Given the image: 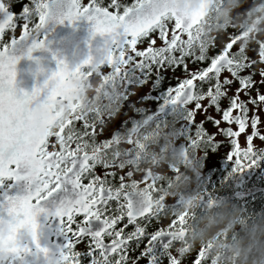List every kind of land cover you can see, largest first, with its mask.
Instances as JSON below:
<instances>
[{
    "label": "snow or ice",
    "instance_id": "snow-or-ice-1",
    "mask_svg": "<svg viewBox=\"0 0 264 264\" xmlns=\"http://www.w3.org/2000/svg\"><path fill=\"white\" fill-rule=\"evenodd\" d=\"M164 5L165 0H110L107 5L103 0H87L86 3L70 0L68 10L58 19L69 24L81 17L90 21L91 35L104 38L101 62L116 65L117 71L133 57L149 65L179 69L181 76L169 89L166 103H183L188 109V121L200 127L196 138L203 139L210 146L227 143L234 170H243L254 163L258 150H264V146L256 148L252 144L256 137L264 142L259 119V114L264 113V92L260 91L264 87V43L245 50L237 45L236 36L228 34L219 44L214 41L211 45H200L193 38L200 14H193L185 21ZM4 11L5 0H0V12ZM20 12L23 15L18 36L2 39L6 31L17 28V23H13L16 13L0 21V185L23 181L27 188L24 195H5L0 200V223L7 218L16 226L13 228L15 235L8 239L18 236L17 228H25L31 236V243L47 254L48 250L41 248L37 241L36 217L46 212L41 207L42 202L65 185H70L75 195L62 200L53 212L68 237L60 254L61 260L67 264H140L141 260L151 264V259L136 247V242L145 237L153 224L156 227L144 244L162 235L169 236L170 241L174 236L182 235L186 214L174 216L167 223L148 221V214L159 203L151 201V197L149 206L134 214L127 196L122 195L124 182L114 189L109 184L118 178L106 173L116 169L101 166L87 155L86 145L99 129L86 123L84 113L70 101V114L59 123L55 132L47 137L30 134V105L37 101L47 104L50 99L57 98L70 71L87 68L91 73L93 69L91 56L72 69L63 60H57L56 70L49 76L56 79V86L44 90L42 97V84L34 86L31 92L17 89L15 65L20 57L12 55L11 50L28 38L31 29L45 24L47 0H39L36 4L35 21H29V9L24 3ZM43 46V41H33L29 52ZM28 58L32 59L31 54ZM198 113L202 118L196 121ZM205 123L215 127L216 132L209 133L203 126ZM246 125H250V134L245 131ZM241 133L247 141L243 148L237 144ZM217 136L222 139L217 140ZM50 138L54 139L50 141ZM97 167L101 174L96 173ZM119 179H125L122 171ZM155 190L153 184L152 191ZM161 200L163 197L158 198ZM93 222H98L99 227L94 229ZM81 243L83 250H77L75 246ZM13 251L19 256L27 253L29 248L17 239ZM202 252L203 249L195 255L192 264H200ZM168 264H179V261L172 255Z\"/></svg>",
    "mask_w": 264,
    "mask_h": 264
},
{
    "label": "clouds",
    "instance_id": "clouds-1",
    "mask_svg": "<svg viewBox=\"0 0 264 264\" xmlns=\"http://www.w3.org/2000/svg\"><path fill=\"white\" fill-rule=\"evenodd\" d=\"M164 6L185 21L193 14H200L193 29V38L200 45H211L228 34L236 36L237 45L245 50L264 43V0H165ZM30 46L23 48L21 56L31 54ZM45 81L41 92L57 83L50 77ZM101 86L102 80L94 71L89 73L87 68L70 71L57 98L50 99L47 104L37 101L30 105V134L47 137L55 132L59 123L70 114L69 101L80 112H93L101 103ZM193 141V147L173 151L175 131L171 122L157 126L146 124L131 132H122L107 143L89 141L86 152L95 163L101 164L114 161L117 153L130 147L132 159L117 161L123 165L119 171L125 177L122 192L135 193L145 207L149 206V197L151 201L159 202V197L172 200L179 196L178 206L162 214L164 222L186 214L183 234L174 236L167 249L178 261L203 249L200 264H264V214L247 219L241 209L229 201L208 202L200 212L195 211L200 200L196 188L200 170L196 160L207 145L203 139L193 137ZM169 164L174 172L169 171ZM153 184L155 191H152ZM15 227V223L7 218L0 223V264L16 262L17 254L13 249L18 236L8 239L15 235ZM16 232L27 233L25 228H17ZM58 264L67 262L60 259Z\"/></svg>",
    "mask_w": 264,
    "mask_h": 264
},
{
    "label": "flooded vegetation",
    "instance_id": "flooded-vegetation-1",
    "mask_svg": "<svg viewBox=\"0 0 264 264\" xmlns=\"http://www.w3.org/2000/svg\"><path fill=\"white\" fill-rule=\"evenodd\" d=\"M5 1V7H7L10 14L16 13V19L13 21V23H17L16 29H19V21L23 15L20 12L23 3L24 7L29 9V21L32 22L37 19L36 4L39 0ZM69 2L70 0H47L48 17L43 25L46 30L45 33H41L35 40L37 42L43 41L48 36L58 33L55 29L57 27L72 29L77 26L79 28L71 38L74 44L73 49L78 52L77 56L85 59L91 55H101L100 45H95V38L91 37L89 31L82 27L86 25L85 21L87 19L81 17L71 24L67 21L59 22L58 18L63 16L68 10ZM86 2L87 0H81V3ZM103 2L107 5L110 0H103ZM126 2H130V0H126ZM16 29L10 30V36L6 34L8 32L6 31L2 39L8 40L12 35L18 36L19 33H16ZM36 32H32L29 35H35ZM217 43L219 44V41ZM140 47H143V45ZM63 56L62 50L57 51L55 48L50 49L49 55L48 53L44 54V57L50 60L49 64L53 66H57V60ZM80 63L81 61L74 63L72 68H75ZM190 67L194 68L196 65H190ZM116 68V65L109 66L107 63L92 67L93 71L98 73L102 80V86L99 89L100 106L93 112L84 113L85 122L99 129V131L91 135L90 141L107 143L109 140L118 137L122 132H131L146 124L157 126L171 122L175 131L173 151L193 147V137H196L200 127L199 125L194 126L188 121L187 107L183 103L177 102L180 107L175 108L173 112L164 114L166 110L175 104L166 103V101L169 99V89L176 85L178 78L181 76L180 70L171 66L149 65L138 61L134 57L130 58L123 66H119V71ZM260 91L264 92V87H261ZM110 104L114 105V107H109ZM201 118L198 113L195 120L199 121ZM259 119L261 121L260 130L264 133V113L259 114ZM203 126L209 133L216 132V128L211 124L205 123ZM221 126L225 125L222 124ZM77 127H79V123H77ZM232 127L235 130V126L232 125ZM77 130L79 131V128ZM248 133L250 134V131ZM52 139L54 138H50V141ZM216 139L221 140L222 137L217 136ZM237 144L241 148L247 146L246 137L243 133L238 135ZM252 144L256 148L264 146V142L258 137L253 139ZM206 145L196 160L200 170L196 177V188L200 192V200L195 211L200 212L208 202L229 201L239 207L247 219L264 214V150L257 151L254 156V163L238 171L234 170V162L228 156L231 149L227 143L223 145L214 143L211 146L206 143ZM131 159L132 151L128 147L117 153L114 161L100 164L101 166H109V169L112 167L116 169V171L109 170L106 173L110 177L118 178L114 182L109 181L113 189L119 183L124 182L119 179V170L123 165L117 161L128 162ZM233 160H235V157H233ZM168 169L171 172L175 171L171 164L168 165ZM95 171L97 174H101L99 167ZM127 174L130 175V173ZM15 183L5 182L4 185H0V194L7 192L11 196L16 195L14 190L11 192L9 190ZM19 183L25 185L23 181H19ZM253 188L257 189V191L251 192ZM26 192L27 188L22 192H18L17 196L24 195ZM74 195L71 186L65 185L64 188L51 196L52 200L50 202L48 200L42 202L41 207L45 208L46 212L39 213L36 217L38 224L37 241L41 248L48 250L47 254L40 252L31 243V236L28 233H24L18 235V241L21 245H27L29 251L17 257L15 264H58L60 254L64 251L68 237L62 232L59 219L53 215V212L62 200L71 198ZM122 195L127 196V201L130 202L131 211L134 214L142 212L145 205L135 193L123 192ZM178 204L179 196L172 200L159 201L155 211L148 214L147 220L167 223L161 219L162 214L165 211L171 212ZM97 227H99L98 222H93V228ZM155 227L156 225L153 224L145 234V237L136 242V247L144 251L145 257L151 259V264H168L169 258L172 256L167 252L170 242L169 236L162 235L155 240H149L147 244L143 242L148 239L152 229ZM75 247L77 250H83L84 245L81 243ZM196 254L182 257L179 260V264H192ZM140 264H145V261L141 260Z\"/></svg>",
    "mask_w": 264,
    "mask_h": 264
},
{
    "label": "water",
    "instance_id": "water-1",
    "mask_svg": "<svg viewBox=\"0 0 264 264\" xmlns=\"http://www.w3.org/2000/svg\"><path fill=\"white\" fill-rule=\"evenodd\" d=\"M10 15V13L8 12V10L5 8L4 12H0V21H3L6 19V17ZM47 27V25H46ZM83 28H85L86 30L89 31V35L91 37H94V44L95 45H100V42L102 43V41L96 38V36H92L91 35V24H87L85 26H83ZM59 29H61V27H59ZM46 28L44 26H42L35 35H29L28 38L20 43H18L16 46H14L11 50V54L12 55H16V56H21V52L23 50V48L30 46L32 43H26L29 40L31 41H36L35 38L38 37L41 33H45ZM54 35V34H53ZM46 42H54L55 44L61 43V40H58L57 38L52 39H46ZM43 40V43L45 42ZM72 42V41H71ZM63 43H65V41H63ZM93 43V42H91ZM101 47V46H100ZM57 51H61V46H57ZM48 53V55L50 54V50L49 51H44L42 48L39 49H34L31 52V57L32 59H29L28 57H24L21 56V58L18 60V62L15 65V72H16V76H15V86L17 89H23L26 92H31V90L33 89L34 86H40L50 75L47 72H43L44 69H46L45 66H43V64L45 63H49L50 60L47 57H44V54ZM92 57V67H96L98 65L104 64L101 62L102 59V55H91ZM43 91L41 93V97L43 96ZM180 107V105L178 103H175L170 109L165 111V115L170 113L171 111L173 112V110L175 108ZM11 189H13L17 195L18 192H22L26 189L25 185L23 183H19L16 182L14 184L13 187H11ZM10 190V189H9ZM12 190H10L11 192ZM257 191V189H251V192H255ZM11 196L10 193H3L0 194V200H2L3 196ZM26 232H20L18 233V235L24 234ZM22 253L19 255L21 256ZM17 256V257H19Z\"/></svg>",
    "mask_w": 264,
    "mask_h": 264
},
{
    "label": "bare ground",
    "instance_id": "bare-ground-1",
    "mask_svg": "<svg viewBox=\"0 0 264 264\" xmlns=\"http://www.w3.org/2000/svg\"><path fill=\"white\" fill-rule=\"evenodd\" d=\"M86 22V25L87 24H91L90 21H85ZM83 27V26H82ZM79 27L77 26H74L72 29H67L66 27H63L62 29H59V27L55 28L58 33L54 34V35H50L47 37V39H54V38H57L58 40H61L60 42L61 43H58V44H55L54 45V42H45L43 43V47L42 49L44 51H49L51 48H55L57 50V46H61V50L64 54L63 57H60L58 60H63V62L67 65V67L69 69H72L73 67V64L78 62V61H83L84 60V57H79L77 56V51L73 49V43L71 42V38L73 37V35L76 33V30L78 29ZM96 38L99 40L102 41V43L100 42V46H101V55H102V48H103V43H104V38L99 36V35H96ZM63 41H65V43H63ZM33 41L29 40L28 42L26 43H32ZM87 53V52H85ZM43 66L46 67V69L43 70V72H47L49 75H51L52 72H54L56 70V67L57 66H53L49 63H45L43 64ZM14 186V184L12 185V187ZM10 190H13L10 188ZM49 202L52 200V197H49L47 199ZM26 237V236H25ZM24 255V254H23Z\"/></svg>",
    "mask_w": 264,
    "mask_h": 264
},
{
    "label": "rangeland",
    "instance_id": "rangeland-1",
    "mask_svg": "<svg viewBox=\"0 0 264 264\" xmlns=\"http://www.w3.org/2000/svg\"><path fill=\"white\" fill-rule=\"evenodd\" d=\"M6 2V1H5ZM6 6V5H5ZM7 8V7H6ZM19 30L20 29H16V33H19ZM9 32V33H8ZM6 34L10 36V31H8ZM15 34V33H14ZM235 126V125H234ZM246 132H249L250 131V126L249 125H246V129H245Z\"/></svg>",
    "mask_w": 264,
    "mask_h": 264
}]
</instances>
